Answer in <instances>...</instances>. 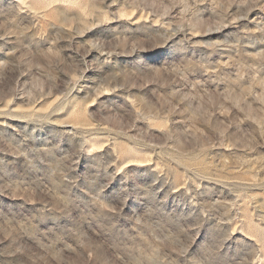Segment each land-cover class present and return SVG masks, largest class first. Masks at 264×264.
<instances>
[{"label":"rangeland","instance_id":"rangeland-1","mask_svg":"<svg viewBox=\"0 0 264 264\" xmlns=\"http://www.w3.org/2000/svg\"><path fill=\"white\" fill-rule=\"evenodd\" d=\"M0 264H264V0H0Z\"/></svg>","mask_w":264,"mask_h":264}]
</instances>
